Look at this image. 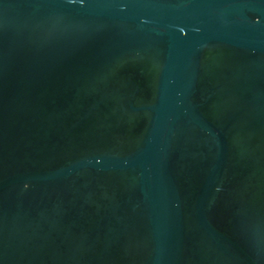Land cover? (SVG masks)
<instances>
[{
  "label": "water",
  "instance_id": "water-1",
  "mask_svg": "<svg viewBox=\"0 0 264 264\" xmlns=\"http://www.w3.org/2000/svg\"><path fill=\"white\" fill-rule=\"evenodd\" d=\"M0 264H264V0H0Z\"/></svg>",
  "mask_w": 264,
  "mask_h": 264
}]
</instances>
